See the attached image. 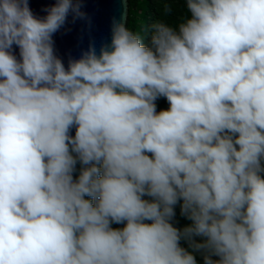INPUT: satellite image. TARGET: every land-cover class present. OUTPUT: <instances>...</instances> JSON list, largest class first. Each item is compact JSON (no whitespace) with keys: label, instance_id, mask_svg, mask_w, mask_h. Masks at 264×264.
Listing matches in <instances>:
<instances>
[{"label":"clouds","instance_id":"obj_1","mask_svg":"<svg viewBox=\"0 0 264 264\" xmlns=\"http://www.w3.org/2000/svg\"><path fill=\"white\" fill-rule=\"evenodd\" d=\"M82 4L0 0V264H264V0H184L148 44L114 20L65 67Z\"/></svg>","mask_w":264,"mask_h":264},{"label":"water","instance_id":"obj_2","mask_svg":"<svg viewBox=\"0 0 264 264\" xmlns=\"http://www.w3.org/2000/svg\"><path fill=\"white\" fill-rule=\"evenodd\" d=\"M56 0H29V7L37 17H44L45 9L51 7ZM86 13L85 19L73 20L69 14L66 24L54 34L55 54L61 58L65 67L69 59L80 58L82 52L87 51L90 44L94 45L97 53L102 45H109L112 37L113 21L122 22L127 27L129 2L128 0H83L82 9ZM19 57V49L13 46ZM75 135V128L71 129ZM80 169L76 165L74 179L78 177Z\"/></svg>","mask_w":264,"mask_h":264},{"label":"trees","instance_id":"obj_3","mask_svg":"<svg viewBox=\"0 0 264 264\" xmlns=\"http://www.w3.org/2000/svg\"><path fill=\"white\" fill-rule=\"evenodd\" d=\"M129 13L127 27L133 31H140L145 39L146 44L150 41V35L153 31V25L157 22H165L169 25H178L181 20L188 15L184 0H128ZM166 8H170V12H165ZM157 111L166 110L169 107L168 101L164 97L156 100ZM79 169L81 165L77 163ZM150 199L149 197H145ZM175 217L172 221L173 225L178 229L190 226L192 221L181 215L180 203L175 208ZM113 228H122L123 224L111 225ZM185 240H181V246L188 250Z\"/></svg>","mask_w":264,"mask_h":264},{"label":"rangeland","instance_id":"obj_4","mask_svg":"<svg viewBox=\"0 0 264 264\" xmlns=\"http://www.w3.org/2000/svg\"><path fill=\"white\" fill-rule=\"evenodd\" d=\"M194 239L197 242H202L204 238L202 237H194ZM186 246L188 247V251L192 252L193 255L195 256L197 264H204V253L203 252H193L191 248H189L188 242H186ZM212 259L216 260L218 257L213 256Z\"/></svg>","mask_w":264,"mask_h":264}]
</instances>
